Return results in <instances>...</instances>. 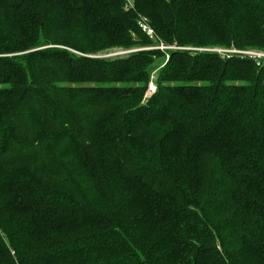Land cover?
Wrapping results in <instances>:
<instances>
[{"label":"trees","instance_id":"16d2710c","mask_svg":"<svg viewBox=\"0 0 264 264\" xmlns=\"http://www.w3.org/2000/svg\"><path fill=\"white\" fill-rule=\"evenodd\" d=\"M203 46L264 0H0V264H264V56Z\"/></svg>","mask_w":264,"mask_h":264},{"label":"rangeland","instance_id":"374dc122","mask_svg":"<svg viewBox=\"0 0 264 264\" xmlns=\"http://www.w3.org/2000/svg\"><path fill=\"white\" fill-rule=\"evenodd\" d=\"M210 14L212 15V11H210ZM213 14L216 16V18H219L220 20H222L225 23L236 22L244 32L249 34V36L253 35V24H252L251 17H250L251 13L248 9L243 8V7H239V6H229V7L223 8V9L216 8L215 13H213ZM140 20H141V22H143V24L145 23V17H141L139 19V21ZM152 40L155 41L157 39L154 38ZM174 48H175V46L167 44L165 42H160V44H157V42H156V43H152V44L150 43V44H144V45H134L133 47H131L129 49H124V48H119V47L118 48H111L109 50H106L104 52H100L98 54L101 56H116V55H124V53H128V52L135 51V50H141V49H160V50H165V51L167 50L168 51L169 49H174ZM184 49L196 50V51H204L206 49H212V50H215L218 52H226V49H227V50H230L229 52H232L235 50L234 52H237V53H246V54L249 53V55L252 54L253 56H259V55L264 56V52L259 51L260 49L238 50L235 47H226V46L184 47ZM234 52H232V53H234ZM161 59L158 58L157 62L158 61L161 62L160 61ZM167 60H169L168 54H166L164 61H167ZM155 71H157V70H155ZM155 71L152 72L151 75H153V74L155 75ZM151 78H152V76H151ZM151 78H150V81H151ZM156 78L157 77L155 76V79ZM150 81L148 84V88H147V90L144 94V97H143L144 101H145V99L146 100L149 99L152 96V94H154L156 92V91L151 92L149 90ZM155 84H156V81H155ZM156 90H157V85H156Z\"/></svg>","mask_w":264,"mask_h":264},{"label":"built area","instance_id":"2783aa9c","mask_svg":"<svg viewBox=\"0 0 264 264\" xmlns=\"http://www.w3.org/2000/svg\"><path fill=\"white\" fill-rule=\"evenodd\" d=\"M132 1H133V0H128V3L131 4ZM139 23H140L141 27H142L145 31H147L148 34H149L151 37H153V36L155 35L154 30H153L152 28H149V27L147 26L146 23L143 24V22H141V21H140ZM229 51H230V50H227V49H226V52H223V53H232V52H234L235 50L232 51V52H229ZM234 53H237V52H234ZM248 54H249V53H248ZM251 55H252V54H251ZM259 56H260V55H259ZM149 90H150L151 92H155V91H156L155 75H154V74L152 75V79H151V81H150Z\"/></svg>","mask_w":264,"mask_h":264}]
</instances>
